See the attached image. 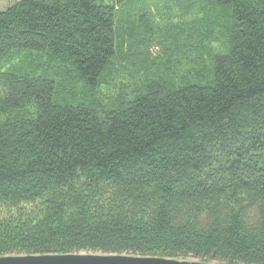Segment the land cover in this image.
Instances as JSON below:
<instances>
[{
    "label": "trees",
    "instance_id": "16d2710c",
    "mask_svg": "<svg viewBox=\"0 0 264 264\" xmlns=\"http://www.w3.org/2000/svg\"><path fill=\"white\" fill-rule=\"evenodd\" d=\"M151 1L0 11V257L264 264V0Z\"/></svg>",
    "mask_w": 264,
    "mask_h": 264
},
{
    "label": "water",
    "instance_id": "95a60500",
    "mask_svg": "<svg viewBox=\"0 0 264 264\" xmlns=\"http://www.w3.org/2000/svg\"><path fill=\"white\" fill-rule=\"evenodd\" d=\"M0 264H218L134 255L74 253L63 255L3 256Z\"/></svg>",
    "mask_w": 264,
    "mask_h": 264
},
{
    "label": "rangeland",
    "instance_id": "374dc122",
    "mask_svg": "<svg viewBox=\"0 0 264 264\" xmlns=\"http://www.w3.org/2000/svg\"><path fill=\"white\" fill-rule=\"evenodd\" d=\"M15 1H18V0H0V11L1 12H3V11H6L10 6H11V4L12 3H14ZM151 1V0H150ZM151 5H150V10H151V12L152 13H154L155 12V9H154V7L152 6V5H160V7H161V11H163V14L164 13H167L165 10H164V8H163V0H152L151 2ZM156 13V12H155ZM168 15H169V13H168ZM166 15H164V17H165ZM175 21L177 22L178 20L177 19H175ZM156 51H158V50H154V52L156 53ZM187 260H192V259H187Z\"/></svg>",
    "mask_w": 264,
    "mask_h": 264
}]
</instances>
